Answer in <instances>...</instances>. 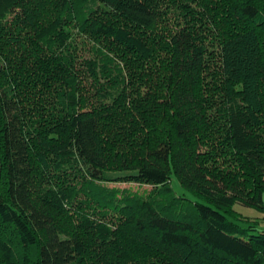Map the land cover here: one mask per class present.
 Instances as JSON below:
<instances>
[{"label":"trees","instance_id":"trees-1","mask_svg":"<svg viewBox=\"0 0 264 264\" xmlns=\"http://www.w3.org/2000/svg\"><path fill=\"white\" fill-rule=\"evenodd\" d=\"M181 4L0 0V264H264V0Z\"/></svg>","mask_w":264,"mask_h":264},{"label":"rangeland","instance_id":"rangeland-1","mask_svg":"<svg viewBox=\"0 0 264 264\" xmlns=\"http://www.w3.org/2000/svg\"><path fill=\"white\" fill-rule=\"evenodd\" d=\"M151 1L155 5V7H157V12L159 15L158 28L164 26L173 29V27L177 23V18L175 14L178 13H176V10L181 9L180 7L182 5L181 4L182 0H151ZM86 56H88V54H86ZM170 184L177 194H185L187 197L188 196L190 197L189 193L181 187L175 175L172 176ZM105 185L110 188L114 187L117 189H128L131 192H135L143 196L151 192L154 188L158 187V185H155L149 181L137 179V178H129V177L126 179H120L114 182H109L106 183ZM85 202H86V198L81 194L78 195L76 199V203H81V207H84ZM242 211H245V213L247 212L246 214L247 215L249 214L250 216H252V218L255 217L254 219L259 218L261 220V224L264 225V214L261 213L255 214L253 210L246 211V209H243ZM110 216H111V212H108L107 216L105 215V217L103 218L104 221H109V219L111 218ZM92 217L94 219H99L102 216L100 214L93 213Z\"/></svg>","mask_w":264,"mask_h":264}]
</instances>
